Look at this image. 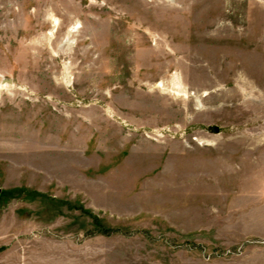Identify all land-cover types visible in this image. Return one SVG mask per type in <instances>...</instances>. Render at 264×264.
Masks as SVG:
<instances>
[{
    "label": "rangeland",
    "instance_id": "rangeland-1",
    "mask_svg": "<svg viewBox=\"0 0 264 264\" xmlns=\"http://www.w3.org/2000/svg\"><path fill=\"white\" fill-rule=\"evenodd\" d=\"M0 264H264V0H0Z\"/></svg>",
    "mask_w": 264,
    "mask_h": 264
},
{
    "label": "water",
    "instance_id": "water-1",
    "mask_svg": "<svg viewBox=\"0 0 264 264\" xmlns=\"http://www.w3.org/2000/svg\"><path fill=\"white\" fill-rule=\"evenodd\" d=\"M9 83H11V81H9Z\"/></svg>",
    "mask_w": 264,
    "mask_h": 264
}]
</instances>
